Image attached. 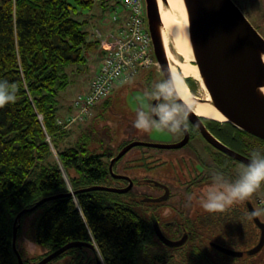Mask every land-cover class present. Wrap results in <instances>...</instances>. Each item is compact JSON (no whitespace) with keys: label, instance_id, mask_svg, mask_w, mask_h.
I'll list each match as a JSON object with an SVG mask.
<instances>
[{"label":"trees","instance_id":"obj_1","mask_svg":"<svg viewBox=\"0 0 264 264\" xmlns=\"http://www.w3.org/2000/svg\"><path fill=\"white\" fill-rule=\"evenodd\" d=\"M95 3L96 0H0V79L16 86L15 103L0 108V264H18L13 230L21 210L46 196L96 185L108 174L109 159L115 154L108 147L93 151L89 139L61 149L55 142L64 168L75 172L70 176L71 189L47 140L66 132L58 121V110L60 92L72 83L68 67L86 64L87 52L99 45V40L90 38V32L83 27L88 19L79 18ZM111 103L108 95L104 106ZM239 130L256 138L257 150L264 151L263 139ZM246 199L253 202L251 197ZM246 199L223 212H209L207 234L202 235L199 230L204 227L195 222L190 238L181 246L171 247L156 235L152 223L126 195L101 189L79 192L38 207L43 211L34 237L26 238L25 248L18 245L21 219L17 247L24 264L32 263L24 258L26 251L29 254L41 248L37 262L72 241L93 242L106 264H200L205 257L210 264H216L210 257V248L235 257L218 251L209 241L223 235L233 242L231 237H235L229 233L250 234V226L255 225ZM29 244L32 246L27 250ZM188 247L191 257L186 256ZM96 250L73 247L47 264H89Z\"/></svg>","mask_w":264,"mask_h":264},{"label":"water","instance_id":"obj_2","mask_svg":"<svg viewBox=\"0 0 264 264\" xmlns=\"http://www.w3.org/2000/svg\"><path fill=\"white\" fill-rule=\"evenodd\" d=\"M144 1L146 23L152 39L156 66L161 70L164 77H173L163 38V21L159 1ZM163 2L167 4L168 0H163ZM184 3L188 14L189 33L195 60L210 93L209 100L205 98H199V100L213 105L226 118L223 122H231L236 127L264 140V92L262 91V87H264V36L234 0H184ZM177 56L182 59L181 54L177 53ZM181 99L186 106L187 116L199 127L208 141L235 159L245 164L249 162V156L235 151L219 141L207 129L202 120L204 116L196 113L193 107L182 97ZM185 134L184 140L176 144L131 142L111 159V171H113L115 161L120 159L133 146L178 148L187 142L189 137L187 129H185ZM98 189L119 193L128 190V188L121 189L96 184L78 190H70L66 193L46 196L33 206L21 210L15 217L13 230V248L18 257V264H24L23 257L17 247L18 229L24 214L37 209L47 201ZM245 203L254 224L259 229L258 241L246 250L230 248L214 240L209 241L210 245L218 251L235 258L253 256L264 247V220L259 216L251 199H246ZM154 228L159 238L171 247L181 246L187 241L188 235L186 233L180 239L168 237L164 234L156 219H154ZM83 246L96 249L93 242L72 241L31 264H47L68 249ZM97 264H102L99 258H97Z\"/></svg>","mask_w":264,"mask_h":264},{"label":"rangeland","instance_id":"obj_3","mask_svg":"<svg viewBox=\"0 0 264 264\" xmlns=\"http://www.w3.org/2000/svg\"><path fill=\"white\" fill-rule=\"evenodd\" d=\"M102 1L96 0L91 10H83L79 16L80 19L86 18L88 22L83 27L90 32L89 37L99 40V45L94 50L87 52L88 60L83 65H73L68 67L72 83L59 94V123L62 125V129L66 132L58 135L55 139L48 137V142L51 147L53 158L61 165L64 172L65 179L68 183V187L73 189L70 176L75 175V172L67 171L58 155L55 147V142L61 149L69 146H76L79 142L90 139L89 147L93 151H104L110 149V152L115 153L118 146L129 140H138L144 142H159L167 140L169 132L160 129H153L150 132H143L134 127V121L136 113L139 110H148V105L151 101L148 98L147 93L151 91L155 84L156 79L159 78L160 69L154 65L148 68H142L140 72L131 79L124 81L123 83H116L114 89L110 93L112 103L110 106H104V99H101L95 107L86 115H81L79 109L73 106L75 98L79 94L86 93L89 90L90 81L93 79L97 70L99 69L102 57V38L108 32H117V30L124 24L123 18L126 11L117 0H106L105 3L108 6H104ZM243 12L246 14L252 24L258 29V31L264 36V0H234ZM109 7V8H108ZM108 8V9H107ZM107 9V11H106ZM118 17V20H115ZM101 33V35H100ZM104 39V38H103ZM197 82V94L202 98H205V88L201 86V83ZM158 82V81H157ZM141 150H150V153H156L158 150L149 149L148 147H136L131 150L125 158L131 157ZM246 165L244 163H238L236 172L241 171V166ZM72 172V173H71ZM150 192V191H148ZM151 193V192H150ZM257 196L264 197V185H262L255 193L250 197L253 200L254 205L258 211L259 216L264 220V211L256 202ZM241 202V201H240ZM241 204H243L241 202ZM138 212L144 213L146 205L135 204L134 206ZM198 211L199 208H193V212ZM43 211V208H37L33 211L27 212L22 218V228L20 230L18 245L25 248L26 238L32 239L36 232L38 219ZM250 234L248 231L240 233L239 236L232 238L234 241L229 240L228 237L218 235L215 241L230 248L246 250L250 248L259 238V230L254 226H250ZM232 236V234H231ZM96 254L101 260L102 264H106V261L101 254L98 246H96ZM41 248L33 250L29 254L26 251L24 258L32 263L37 260ZM186 256L191 257L190 247L185 250ZM210 257L214 259L216 264H264V247L263 249L253 255L245 256L241 258H230L224 256L214 249L210 248ZM53 264H56L53 262ZM200 264H210L209 258L200 260Z\"/></svg>","mask_w":264,"mask_h":264},{"label":"flooded vegetation","instance_id":"obj_4","mask_svg":"<svg viewBox=\"0 0 264 264\" xmlns=\"http://www.w3.org/2000/svg\"><path fill=\"white\" fill-rule=\"evenodd\" d=\"M164 78L160 70L156 83ZM185 84L192 95L202 98L197 94V82L192 77L185 79ZM198 113L202 114L201 116L205 115L202 120L207 129L223 144L249 157L252 151L257 150L256 138L243 135L239 128L232 127L227 122L212 119L211 115ZM186 124L189 137L183 146L178 148L133 146L115 161L111 171V159L128 144L138 140L126 141L125 145L109 159L108 174L97 184L121 189L128 188L126 192H120V194L126 195L127 200L134 206L135 204L146 205L144 213H139L153 226L156 219L164 234L171 239H180L186 233L188 240L195 228V222L204 227L199 230L202 235L208 233L209 212L204 210L201 202L213 177L219 172L226 180H234L239 173L236 172V167L241 161L208 141L188 116ZM185 135V130L178 134L169 132L167 140L159 141V143L176 144L184 140ZM136 147H148L158 151L153 154L150 150H141L125 158ZM233 205L239 206L240 201ZM193 208H199V210L193 212ZM232 236L235 237V233H232ZM87 248L95 251L93 248ZM97 258V255H94L89 264H97Z\"/></svg>","mask_w":264,"mask_h":264},{"label":"clouds","instance_id":"obj_5","mask_svg":"<svg viewBox=\"0 0 264 264\" xmlns=\"http://www.w3.org/2000/svg\"><path fill=\"white\" fill-rule=\"evenodd\" d=\"M150 101L148 110L136 113L134 127L143 132L153 129L167 130L178 134L187 127L186 106L180 97L179 82L166 76L147 93ZM16 86L0 79V108L15 103ZM264 185V151L251 152L249 162L241 166L237 178L226 180L217 173L208 185L201 206L210 213L223 212L234 203L244 200ZM32 245H27V250Z\"/></svg>","mask_w":264,"mask_h":264},{"label":"built area","instance_id":"obj_6","mask_svg":"<svg viewBox=\"0 0 264 264\" xmlns=\"http://www.w3.org/2000/svg\"><path fill=\"white\" fill-rule=\"evenodd\" d=\"M117 2L126 11L124 24L117 32H108L101 40L102 57L99 69L90 81L89 90L85 94H79L73 103L81 115L90 113L97 102L110 95L116 83H123L137 75L142 68L157 64L146 23L145 1ZM256 202L264 211V197L257 196Z\"/></svg>","mask_w":264,"mask_h":264},{"label":"bare ground","instance_id":"obj_7","mask_svg":"<svg viewBox=\"0 0 264 264\" xmlns=\"http://www.w3.org/2000/svg\"><path fill=\"white\" fill-rule=\"evenodd\" d=\"M158 1L163 21L164 43L171 63L173 77L180 85V96L193 107L196 113L202 112L211 115L213 119L225 121L226 118L213 105L201 102L199 98L192 95L185 84L186 77L197 79L206 90L205 99H210V93L203 81L193 53L184 0H168L167 4H164L163 0ZM177 53L182 55V59L178 58ZM262 91L264 92V87H262Z\"/></svg>","mask_w":264,"mask_h":264}]
</instances>
